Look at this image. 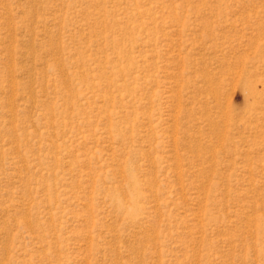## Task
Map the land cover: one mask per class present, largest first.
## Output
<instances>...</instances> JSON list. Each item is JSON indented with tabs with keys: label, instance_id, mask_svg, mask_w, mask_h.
I'll use <instances>...</instances> for the list:
<instances>
[{
	"label": "rangeland",
	"instance_id": "obj_1",
	"mask_svg": "<svg viewBox=\"0 0 264 264\" xmlns=\"http://www.w3.org/2000/svg\"><path fill=\"white\" fill-rule=\"evenodd\" d=\"M0 264H264V0H0Z\"/></svg>",
	"mask_w": 264,
	"mask_h": 264
}]
</instances>
